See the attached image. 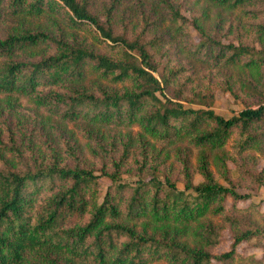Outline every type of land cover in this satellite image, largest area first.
I'll return each instance as SVG.
<instances>
[{
  "label": "trees",
  "instance_id": "1",
  "mask_svg": "<svg viewBox=\"0 0 264 264\" xmlns=\"http://www.w3.org/2000/svg\"><path fill=\"white\" fill-rule=\"evenodd\" d=\"M207 1L240 10L241 17L221 32L223 24L211 26L206 12L190 20L171 0L149 7L137 0L135 13L121 8L123 0H0V24L15 21L0 37V95L29 98L80 123L85 141L80 148L64 141L67 153L54 147L49 154H27L13 134L0 137L16 155L0 153V264H231L239 243L264 238V227L248 214L226 208L227 197H247L236 191L226 159L218 158L229 185L218 180L209 160L235 136L240 172L264 184V170L257 172L247 156L251 149L264 155V0ZM158 5L165 16L153 18ZM42 15L56 17L58 35L29 27L27 17ZM65 26L90 30L93 40L69 36ZM177 53L217 68L222 89L246 108L225 118L212 108L185 105L184 99L210 105L215 91L182 80ZM112 127L128 133L105 131ZM172 145H179L178 177L163 156ZM189 147L198 150L199 183ZM66 155L77 162L68 164ZM124 172L133 173L132 182H122ZM102 178L110 185L99 200ZM208 214H222L232 228L230 250L213 253L220 232L211 222L191 232Z\"/></svg>",
  "mask_w": 264,
  "mask_h": 264
},
{
  "label": "rangeland",
  "instance_id": "2",
  "mask_svg": "<svg viewBox=\"0 0 264 264\" xmlns=\"http://www.w3.org/2000/svg\"><path fill=\"white\" fill-rule=\"evenodd\" d=\"M100 5L105 1L101 0ZM142 5H149L157 0H140ZM175 3L176 6L179 7L182 14H184L190 20L195 16H199L206 12L211 17L209 21L211 22V26H216L219 22L223 24V29L226 30V26L232 21L236 20L238 17H241V11L235 10L234 12L223 8L221 6H215L209 3L207 0H171ZM125 7L126 10L136 12L139 7V3L137 0H123L121 4V8ZM157 13L153 14V18L161 15V17L165 16L163 9L158 5ZM56 17L42 15L39 18L27 17V23L29 27L37 28V25L41 26L38 29L50 31L51 34L58 35L60 27L55 25ZM15 21L9 23H1L0 24V37L4 36L9 30H11L10 26ZM165 26L169 25V22H164ZM162 27V29L165 28ZM213 27V28H214ZM65 34L69 35V32H76L80 37L87 36L89 41L93 40L92 31L90 30H71L70 28H64ZM189 33L194 39V41L199 40V36L192 26L189 27ZM66 35V36H67ZM72 36V35H69ZM68 37V36H67ZM231 37H234V33L231 34ZM226 40V39H225ZM181 46V45H180ZM180 46L175 47V51H180ZM186 54V53H185ZM184 53H177L175 55L176 64L178 67L183 68V73L180 76L182 80H186V82L190 86L197 85L202 87L203 90L212 89L215 91V96L210 105L204 102H188L187 100H183L185 105L192 106L196 109L198 108H212L216 114H219L225 118H230L234 115H238V113L246 108L247 104L242 100L235 99L229 91H225L222 89L220 83L222 81V77L220 76L218 69L215 67H211L207 64H198L195 65L189 56H186ZM166 58L163 59V63L161 68L165 65ZM221 69H226L221 67ZM229 71V69H226ZM230 72V71H229ZM231 73L236 75L238 73V69L234 68L231 70ZM252 107H257L258 103H252ZM74 123V122H73ZM67 121L66 119H62L60 113H52L48 111L45 107H41L37 105L33 100L20 97L16 99L15 97L10 99L6 97V95H0V137L5 141L7 138L13 134V139L15 140V145L20 148V151H24L29 154L32 151L35 153H44L49 154L54 147H57L59 150H65L66 143L64 141L69 140L71 143H75L79 148L85 142L82 140V134L80 123H75V125ZM112 130L111 132H116L119 134L128 133V129L112 127L110 129H106L105 131ZM137 127L133 132H136ZM79 138V139H78ZM76 139V141H75ZM235 136H232L225 147L222 150H216L210 153V166L215 172L218 180L224 184L229 185L228 181H226L220 173L223 172L224 166L220 159H226L227 167L230 171V177L236 183L235 189L238 193L246 195L247 197L233 200L231 197H227L225 201L226 208H230V212H234L239 215H249L253 224L264 227V184L258 183L255 180L251 179L249 176H246L245 173L240 172L238 166L234 162L233 157L240 158V154L237 153L235 146H233ZM3 141V142H4ZM185 145V144H184ZM5 142L0 143V153H5L9 158H15L16 155L14 151H11L10 144L8 143V148L5 147ZM157 149L161 148V145H156ZM179 145L165 146L163 150V156L168 154V164L173 166L174 172L173 175L175 177L179 176L180 163L176 157V149L175 147ZM86 146L84 145L81 149L84 152ZM189 151L191 152V162H192V171L194 172V182L199 183L203 181V176L200 174L198 169V161L197 155L198 150L192 149L189 147ZM65 153L67 151L65 150ZM62 154V153H61ZM245 155V153H244ZM64 156V155H63ZM67 156V155H66ZM228 156L230 157L228 159ZM247 156L252 157L255 162V168L257 172L264 170V155L260 154L257 150L251 149L249 152L247 151ZM67 163L70 165H74L77 161L75 158L66 157ZM133 173L124 172L123 173V181H130L133 178ZM133 180V179H132ZM131 180V182H132ZM103 189L100 192V196H98L99 200H102L106 190L110 185V181L107 178L101 179ZM179 186L183 188L184 183L182 181L178 182ZM246 184V185H244ZM211 222L215 228H217L220 232L219 243L216 247H214L213 253L219 254L221 252L230 250L233 236H232V228L229 227L223 218L222 214L212 215L208 214L207 216L199 219V221L195 222L194 225L191 226V232L199 231L198 226L201 223ZM195 237V235H194ZM198 238V236H196ZM191 240V239H190ZM237 254L235 256V260L232 261L231 264H253V259L262 260V264H264V238L254 236L247 241H242L237 245ZM58 262H66L60 258V255L52 253L51 255ZM59 256V257H58ZM214 263L220 264L218 261L213 260ZM72 264H91L89 261L83 260H75L71 261Z\"/></svg>",
  "mask_w": 264,
  "mask_h": 264
}]
</instances>
